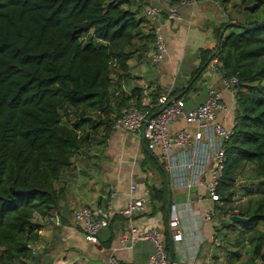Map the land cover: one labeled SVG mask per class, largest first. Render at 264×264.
Returning a JSON list of instances; mask_svg holds the SVG:
<instances>
[{
    "label": "trees",
    "instance_id": "1",
    "mask_svg": "<svg viewBox=\"0 0 264 264\" xmlns=\"http://www.w3.org/2000/svg\"><path fill=\"white\" fill-rule=\"evenodd\" d=\"M213 1L222 7L231 2ZM106 2L0 0V264L30 256L39 240L36 220L58 209L64 190L57 185L74 154L92 136L90 131L103 125L107 133L129 100L141 110H156L151 105L160 88L144 102L140 88L119 94L112 79L115 68L127 71L135 52L138 59L148 57L155 36L143 35L141 26L151 21L147 15L138 16L130 3L124 7L121 1ZM249 2L252 14L242 22L246 28L227 18L229 22L215 29L217 45L199 49L200 62L188 88L214 58L227 76L237 77L234 133L225 146L227 161L218 188L222 203L216 209L219 216L236 211L248 220L221 218L215 228L219 232L218 227L233 230L240 225L253 236L249 258L237 263L240 251L230 252L227 264H264V231H258L264 224V0ZM258 10L263 11L260 20L254 18ZM185 94L171 91L183 99ZM247 166L262 187L241 207L230 206L237 196V177ZM165 184L147 187L161 210L168 201ZM225 236H219L221 246ZM171 245L165 233L168 253Z\"/></svg>",
    "mask_w": 264,
    "mask_h": 264
},
{
    "label": "crops",
    "instance_id": "2",
    "mask_svg": "<svg viewBox=\"0 0 264 264\" xmlns=\"http://www.w3.org/2000/svg\"><path fill=\"white\" fill-rule=\"evenodd\" d=\"M227 7L213 0H196L180 4L177 19L167 21L163 17L161 31L166 49L162 60L151 63L150 51L148 57L138 61L131 57L127 71L117 76L116 92L126 95L138 87L147 102L151 91L169 85L171 90H178V95L186 92V107L192 108L205 100L208 87L214 85L221 90L223 101L231 104V94L221 88L217 75L209 66L188 90L192 85L191 75L200 62L199 49L214 48L218 43L216 27L229 22ZM226 123L232 125L233 121L227 117ZM182 124L177 123L174 128ZM90 132L92 136L74 154L70 169L57 185L64 190L57 209L61 224L37 218L39 240L32 245L30 256L15 264H108L110 257H115L118 264H147L153 248L150 241L137 240L125 247L121 244L120 234L126 225L123 217L114 216L92 243L85 240L81 228L74 222L73 211L89 203L121 208L130 197L129 185L136 184L133 195L143 196L148 194V186L160 188L162 181L168 191L165 208L161 210L159 202H152L146 212L135 216L132 226L138 230L157 227L167 232L168 204L173 198L181 202L190 196L191 212L184 211L181 215L183 237L172 243L168 253V258L172 255L171 264H225L220 247L214 246L211 239L215 225L219 224L217 217L211 221L201 219V213L211 206L207 200L196 199L198 191L204 192L203 188L190 193L171 192L156 154L147 149L141 135L113 127L105 133L103 125ZM146 155L153 161H148ZM111 186L116 191L113 196Z\"/></svg>",
    "mask_w": 264,
    "mask_h": 264
},
{
    "label": "built area",
    "instance_id": "3",
    "mask_svg": "<svg viewBox=\"0 0 264 264\" xmlns=\"http://www.w3.org/2000/svg\"><path fill=\"white\" fill-rule=\"evenodd\" d=\"M184 3L180 1L176 5L157 4L146 11V15L154 21L155 40L150 53V60L153 63L162 60L166 49L161 31L163 17L167 21L177 19L178 6ZM208 66L217 75L221 88L231 94L233 98L231 104L223 101L221 90L210 85L205 100L185 111V100L179 96H172L171 86L166 85L160 92L157 102L151 105L156 109L154 112L141 110L132 100H129L128 105L113 124V128L117 130L141 135L147 149L156 154L171 192L183 190L190 193L193 190L198 191L199 188L204 189L203 193L198 191L196 199L207 200L211 206L201 213L202 221H211L216 218L218 215L216 207L222 203L218 188L227 161L225 146L234 133L233 123L228 125L226 118L234 113L237 107L238 93L235 75L227 76L216 58L212 59ZM180 122L183 123L182 126L174 128V125ZM135 190L136 184L129 185L130 197L121 208L115 209L109 205L89 203L73 211V220L81 228L85 240L95 243L97 235L109 225L111 219L114 216H121L126 221L120 234L121 244L125 247L131 246L137 240H148L153 248L147 264H169L168 252L165 248V233L169 235L172 243L182 239L181 215L184 211L191 212L192 199L189 196L181 202L175 198L171 200L168 204L167 232L157 227L138 230L132 226V222L135 216L150 208L152 200L149 194L133 195ZM110 192L112 196L115 195L114 186L110 187ZM232 214L237 212L233 211L226 216H220V219L228 220ZM47 220L54 225L61 224L60 215L56 209L50 213ZM211 239L214 246H221L217 230L213 231ZM108 264H118V261L115 257H110ZM191 264L207 263L192 262Z\"/></svg>",
    "mask_w": 264,
    "mask_h": 264
},
{
    "label": "rangeland",
    "instance_id": "4",
    "mask_svg": "<svg viewBox=\"0 0 264 264\" xmlns=\"http://www.w3.org/2000/svg\"><path fill=\"white\" fill-rule=\"evenodd\" d=\"M115 2V1H121L124 5V7H127L128 4L126 3H130L131 8L134 9L135 11H137V15L138 16H143L146 15V11H148V8L153 6V5H157V3H160V0H107L106 2V6L107 3L109 2ZM169 0H166L165 2L168 3ZM185 3H193L196 0H181ZM251 2H249V0H231V2L227 5L228 7L226 8V11L228 12V17L231 23H242L244 22V19H247V16H250L252 14V4H249ZM221 6V5H220ZM262 10H258L256 12H254V18L257 20H260L262 18ZM149 13V12H148ZM257 13V14H255ZM151 17L148 16V19H150ZM226 20V19H225ZM151 22L144 24L141 26V28H143V35L147 34V33H153V23L154 21L152 19H150ZM151 25V26H150ZM162 26V25H161ZM236 31H239L238 27H235ZM136 41V40H135ZM137 42V41H136ZM138 54L137 52H135L134 54H132L131 57H133L136 61H138ZM131 59V58H130ZM151 61V60H150ZM151 63H153L151 61ZM155 64V63H154ZM123 71L115 68L114 69V73L112 75V79H113V87L116 88L117 91V86L116 84L118 83V75H120V73H122ZM120 78V76H119ZM189 108H187L186 106L184 107V110H188ZM227 117H229L232 121L234 119V113L229 114ZM122 131V130H121ZM124 132V131H123ZM252 166H247L244 170L243 173H241L238 177H237V181H236V192H237V196H236V200L228 205L230 206H239L241 207L242 205H244L246 203V201L249 198H253L255 196H257V193H254V191L259 190L260 187H262V184H259L257 181H255L252 177ZM252 191V193H250ZM217 219L218 221L220 220V216L217 215ZM219 229V236H223L226 234V236L224 237V242L223 245L220 247V251L223 254L224 260H225V264L229 263L230 260H232V257H230L229 253L230 252H235V251H240L241 256L237 259V263H242L245 262L250 255V250H251V242L250 239L252 238L253 234H245V232L243 231V229L241 228L240 225H237L235 227H233V230H226L224 228L218 227ZM261 229H263L264 231V224L260 225L258 227V231H261ZM228 256L230 258H228Z\"/></svg>",
    "mask_w": 264,
    "mask_h": 264
},
{
    "label": "water",
    "instance_id": "5",
    "mask_svg": "<svg viewBox=\"0 0 264 264\" xmlns=\"http://www.w3.org/2000/svg\"><path fill=\"white\" fill-rule=\"evenodd\" d=\"M240 27L246 28L247 25L240 24ZM228 220L233 223H244L248 220V218L245 216L238 215V214H232L228 217ZM171 260H172V255H170L168 258L169 264H171Z\"/></svg>",
    "mask_w": 264,
    "mask_h": 264
}]
</instances>
